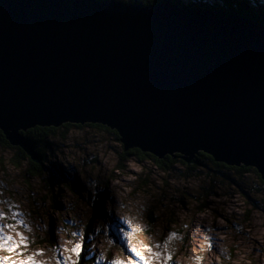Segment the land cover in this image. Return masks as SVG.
<instances>
[{"label": "water", "instance_id": "water-1", "mask_svg": "<svg viewBox=\"0 0 264 264\" xmlns=\"http://www.w3.org/2000/svg\"><path fill=\"white\" fill-rule=\"evenodd\" d=\"M67 123L264 180V26L173 0H0V129L40 162L21 132Z\"/></svg>", "mask_w": 264, "mask_h": 264}, {"label": "rangeland", "instance_id": "rangeland-1", "mask_svg": "<svg viewBox=\"0 0 264 264\" xmlns=\"http://www.w3.org/2000/svg\"><path fill=\"white\" fill-rule=\"evenodd\" d=\"M54 142L49 159L67 180L52 177L47 186L27 175V162L14 168L13 150L0 141V228L19 245L11 253L0 249V264L29 257L35 264H142L133 247L145 257L149 248L159 253L152 264H264V185L255 174L242 191L181 163L167 169L137 157L117 170L124 145L86 124L60 130Z\"/></svg>", "mask_w": 264, "mask_h": 264}, {"label": "trees", "instance_id": "trees-1", "mask_svg": "<svg viewBox=\"0 0 264 264\" xmlns=\"http://www.w3.org/2000/svg\"><path fill=\"white\" fill-rule=\"evenodd\" d=\"M119 3L123 4H129V5H136L137 0H113ZM160 0H144L141 1L140 4L142 7H153L156 4H158ZM263 1V0H262ZM174 4L178 5H185V2H182L181 0H173ZM219 6L217 3L213 6L207 2V0H200L199 3H193L190 2L186 5H189L192 8L196 9H209L212 8L213 10L221 9V10H228L232 9L237 15L248 19L255 21L260 24H264V7L262 9L257 8L256 4H260V0H219ZM89 127L92 128H98V129H104L111 133H113L117 140L121 142L120 136L117 133V131L112 130L106 126H103L101 124H86ZM80 128L82 127L81 124L75 125L71 123H67L61 127L55 128V127H36L29 129L26 132H21V134L30 141V143L34 146L35 152L40 157V162H35L32 160V158H27V153L21 149L20 147H13L9 141L7 140L6 136L4 135L3 131L0 129V141L2 144L8 148L13 150L14 157L12 158V164L14 168L20 169L23 166L26 167V162L28 163L26 173L30 177H35L38 179H44V181L47 183V186L54 185L52 182V177H56L57 180L62 179L61 181H66V178H63V176H59L57 172L60 171L61 166L54 163L53 160L49 159L50 154L54 153L57 150V145L54 142V137L56 136L57 132H59L62 129H68V128ZM123 145V144H122ZM124 148V146H123ZM121 157V160L123 162H119L117 164L118 169L117 170H125V166L123 163H126L124 161H127L129 159L130 161L133 158L139 159V161H148L147 159H151L154 161V163H157L160 167H166L167 169H172V167L177 164L181 163L186 166V169L193 172L198 171L201 168H204L214 177H220L222 178L225 183H233L236 186H238L242 191L245 190V180L246 177L249 175V173H253L257 176V178L260 180V183L264 185V180L262 176L259 174V172L253 168V167H236V166H229L222 162H217L214 157L210 156L209 154H206L204 152L199 153L195 158L194 164H189L185 160H183L182 155L175 154L173 156H166L163 159H158L156 156H153L148 153H144L139 149H131L126 151L125 148L123 151L119 154ZM28 159V161H27ZM48 164V165H47ZM201 171V170H200ZM50 175V176H49ZM44 178H43V177ZM213 182H217V179L214 178ZM55 183V182H54ZM61 183V182H60ZM66 183V182H65ZM64 183V184H65ZM103 195V194H102ZM96 205L100 206L98 207L97 213L101 214V211H103V208L101 207V200H98V204ZM78 264H82V260L78 262Z\"/></svg>", "mask_w": 264, "mask_h": 264}, {"label": "snow or ice", "instance_id": "snow-or-ice-1", "mask_svg": "<svg viewBox=\"0 0 264 264\" xmlns=\"http://www.w3.org/2000/svg\"><path fill=\"white\" fill-rule=\"evenodd\" d=\"M0 218H3L2 216H0ZM5 227L7 228H11L12 225H6ZM3 232V229L0 228V249H3V250H6L8 252H14L16 251V249L19 247L18 244H16L15 242H12V243H9L12 241V237L10 236H4L2 234ZM172 237L170 236L169 239H171ZM80 245H76V247L73 249L74 252H76L77 254L79 253V250H80ZM132 252L135 253V255L137 257H139L140 261L142 262V264H152V261L154 258H159V253H152L151 252V249L149 248L148 249V252H149V256L148 257H145L140 250H138L137 248L133 247L131 249ZM168 260H171V256H168L167 257ZM20 264H35L34 261H32V258L29 257L27 261H20ZM112 264H125V262L123 261H120V260H114L112 262ZM127 264H133L132 261H128Z\"/></svg>", "mask_w": 264, "mask_h": 264}, {"label": "bare ground", "instance_id": "bare-ground-1", "mask_svg": "<svg viewBox=\"0 0 264 264\" xmlns=\"http://www.w3.org/2000/svg\"><path fill=\"white\" fill-rule=\"evenodd\" d=\"M255 22V21H254ZM257 23V22H256ZM260 24V23H259ZM260 25H262V24H260ZM262 26H264V25H262Z\"/></svg>", "mask_w": 264, "mask_h": 264}]
</instances>
